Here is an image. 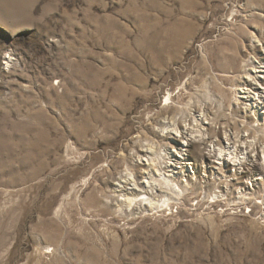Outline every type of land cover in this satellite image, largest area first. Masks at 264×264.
Returning <instances> with one entry per match:
<instances>
[{"label":"rangeland","instance_id":"374dc122","mask_svg":"<svg viewBox=\"0 0 264 264\" xmlns=\"http://www.w3.org/2000/svg\"><path fill=\"white\" fill-rule=\"evenodd\" d=\"M259 56L264 0H0V264H264V72L238 96ZM193 106L248 148L221 172L209 142L167 147L189 186L121 206ZM224 180L236 203L205 196Z\"/></svg>","mask_w":264,"mask_h":264},{"label":"bare ground","instance_id":"6f19581e","mask_svg":"<svg viewBox=\"0 0 264 264\" xmlns=\"http://www.w3.org/2000/svg\"><path fill=\"white\" fill-rule=\"evenodd\" d=\"M246 62H247V67L249 66V68L248 69L245 68L244 74L241 77L242 81L240 84L241 87H239V91H240V94H242V95H238V96H240L239 98H241V99L245 98L244 100H248L247 94H249V92L251 93L253 91L257 94V95L255 94L256 96L261 97L262 96L261 89L259 87H256V86H257V84L258 85H262V84L259 82V80H257L259 77L256 75L258 73L264 72V70H260L261 68L264 69V57L259 56V62H258L259 65L258 66L255 65L254 60L251 59L250 57ZM262 86L264 89V84ZM259 100H260V98H258V101ZM246 104H248V103H246ZM178 114H180V113H174V115L171 116L170 119H168L166 117V118H164V121L160 122V124H157V125H160L161 136H164L165 139L167 140L165 145L162 146L164 149L167 147H171V148L175 149L179 154L181 153L180 155H182L183 147L188 148V147H191L192 145H194L196 143H197V145L199 144L202 146L203 145L207 146V144L209 142L210 145H208V148H211V146H212V149L214 147H216L215 149H217V151H218L219 157L217 158L216 164L220 165L219 169L221 172L224 168L223 166L225 165V162H224L225 160L222 159L224 156H229L232 160H234V162L239 160V151H238V149L236 150V147L242 148L241 144L244 145V144L248 143V140L245 138H240L239 133H236V134L234 133L233 137L225 136L226 137V144H224L223 141L222 142L217 141L214 144L211 139L216 138V135H215V131H213L211 128H213V127L215 128L217 124H219V128H225L226 124L225 123L220 124V122L218 120H216L214 117H211L209 110H206V109L201 110L200 108H195L193 106V107H191V109L188 110L187 114L182 113V114H180L181 117H179ZM253 127L252 128L249 127V130H247V131L249 132L250 129H253ZM223 134L227 135L225 130L223 131ZM241 135H243V134H241ZM206 140H211V141H206ZM246 145L248 148L249 143ZM152 147L148 146V148L150 150H153ZM164 151L167 152V149H165ZM188 152H190V151H188ZM200 153H201L200 150H198L199 155H200ZM166 156H167V158H165ZM137 157H138V160L141 159L139 157V155ZM143 157H146V156H143ZM165 157L160 152V153L154 155L155 159H152V158L147 159L149 164H145V165H148V167H151L152 165H154V167H156L157 169L155 171V175H153L152 171L146 169L145 168L146 166H145L144 167L145 170L143 171V173L146 176L142 178L143 179L142 184H140V182L137 183V180H135L134 178L131 177L132 175L124 178L125 181L132 182L134 187L132 190H130L131 192L126 193V194L125 193L120 194L117 197L118 201H120V203H121L120 204L121 206H126L129 209H135V210L142 209L145 211L147 209L148 210L149 209H155V208H158V205L160 203L164 202V204H167L168 201L175 199L176 196H179L180 193H183L185 191L186 187L189 186V184L186 181H184L186 183V185L184 186L181 182H179V180H177L176 177H173L172 175H168V176L166 175L167 172H170V171L168 170L169 166L167 163L164 162L165 161L164 159L171 161V159H172L171 152H170V154H169V152L165 153ZM184 161H187V160L185 159ZM162 163L165 165V167H163ZM186 163H189V166L193 164L192 162L180 163V164L184 165L181 167V171H183V172H184L185 165L188 166V164H186ZM221 165L223 168H221ZM233 176H234V181L238 180L237 174H235V175L233 174ZM226 181L225 182H219L222 190L220 189L219 184L217 186H215L214 188H212V186L210 185L211 186L210 191L212 188V190L214 192L211 193L210 191H208V193H205V196L208 197V195H209V196L213 197L215 195L216 197H218V195H220V199H221V196L223 197V195H225V197L226 196L228 197L230 202H232V201L235 202V200H233L234 198L231 196L232 192L231 191L229 192L228 188H225V190H223L222 186H224V185H222V184H226V186L232 187L229 185V184L232 185V183L226 182ZM119 184H120L119 182L116 183V186L117 185L119 186ZM245 187H247V186H245ZM245 187H244V189H245ZM137 189L140 191L137 192L136 191ZM217 189H220V191H218ZM237 189H240V188H237ZM216 192H218V194H215ZM242 197H243V195H242ZM168 206H169V204H168Z\"/></svg>","mask_w":264,"mask_h":264}]
</instances>
